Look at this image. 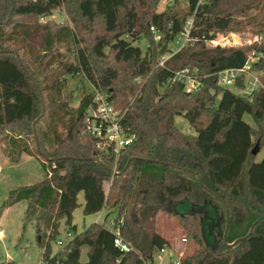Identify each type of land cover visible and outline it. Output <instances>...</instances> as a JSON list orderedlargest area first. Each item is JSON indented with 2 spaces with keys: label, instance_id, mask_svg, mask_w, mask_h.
Segmentation results:
<instances>
[{
  "label": "trees",
  "instance_id": "16d2710c",
  "mask_svg": "<svg viewBox=\"0 0 264 264\" xmlns=\"http://www.w3.org/2000/svg\"><path fill=\"white\" fill-rule=\"evenodd\" d=\"M159 1L0 0L1 150L13 164L23 155L40 157L47 169L45 179L10 191L0 211L27 203L24 223L35 222L45 264H153L154 252L170 246L157 232L166 211L199 247L180 264H264V157L257 161L264 151V0H187L182 13L157 12ZM57 9L74 28L39 23ZM190 19V42L160 66ZM151 28L160 34L157 42ZM231 33L241 45L213 44ZM255 36L261 39L248 44ZM141 38L148 41L145 51L135 45ZM68 43L76 63L59 68L93 89L76 109L62 98L67 77L45 84L31 66L49 65ZM251 57L261 86L231 94L219 73L243 68ZM186 69L200 81L195 91L169 83ZM235 88H244V77ZM96 90L108 95L134 137L119 154L100 151L98 140L83 134ZM52 92L61 99L43 96ZM177 116L197 139L178 130ZM43 117L47 126L39 128ZM217 157L224 158L219 167ZM81 194L84 216L105 210L106 219L114 216L111 226L91 223L78 231L73 214ZM183 203L196 211L180 212ZM62 225L74 236L54 251ZM116 230L129 251L116 246Z\"/></svg>",
  "mask_w": 264,
  "mask_h": 264
},
{
  "label": "rangeland",
  "instance_id": "374dc122",
  "mask_svg": "<svg viewBox=\"0 0 264 264\" xmlns=\"http://www.w3.org/2000/svg\"><path fill=\"white\" fill-rule=\"evenodd\" d=\"M185 0H160L157 4L156 11L163 12L167 8H174L176 11L182 13L187 10ZM52 22L55 26H69L74 28V25L69 21V16L64 9H57L53 15L48 18L39 20V23ZM154 36V35H153ZM260 36H255L253 40L248 41L251 44L255 40H260ZM160 40V39H159ZM157 42L158 40H155ZM223 47L241 45V39L231 33L220 38L217 41ZM135 45L140 47L143 51L148 46V41L141 38L135 42ZM75 45L68 43L65 46L59 47L55 50L51 63L47 66L39 65L38 61L31 63L32 69L36 70L40 75L36 76L38 80L51 84L52 80H63L67 77V82L63 90V100L72 109H76L84 95L93 91L89 81L84 77H70L66 75L65 69L59 67L75 64ZM254 59V58H253ZM194 74V71L191 73ZM249 78H246V81ZM248 82V81H247ZM258 88V85L254 87ZM231 94L245 95L242 89L235 87L227 88ZM57 100L61 99L56 92L43 95ZM221 100L219 96L216 100L217 105ZM45 113V107L42 114ZM45 117L38 125L39 128H45L47 123L44 122ZM245 121L252 127H256L254 118L251 115H245ZM175 126L185 135H189L194 139L198 138V133L191 127L189 121L184 116H177L175 118ZM31 142V141H30ZM1 146V144H0ZM264 157V152L257 156V161H261ZM46 162L40 157H28L23 155L18 164H12L7 157L0 151V207L7 199L10 191L18 189L19 187L33 185L46 177ZM108 184V183H107ZM82 202V198L80 200ZM27 209L26 202L17 203L4 211H0V231H3L4 236L0 239V263L7 264L10 261L15 264H41L43 250L39 244V237L37 236L36 224L34 221L24 223L25 212ZM178 209V207H177ZM185 212V210L181 211ZM105 213L100 222L103 223L106 217ZM114 216L111 215L106 221V226L112 225ZM75 223L82 230L84 222L89 224L93 218H86L83 214L82 206L74 212ZM157 232L169 242V247L164 252L156 250L153 255V264H175L180 262L181 258H185L195 253L199 247L190 238L187 237L184 230L181 228L178 220L169 211L161 213L157 218ZM47 234V230H43V235ZM73 233L69 236L67 230L61 227V240L63 243H68L73 238ZM208 238V233H206ZM186 238L187 243H183L182 239ZM210 240V237H209ZM46 241V238H43ZM62 247L59 244H53V250L58 251ZM87 250L84 249L82 253L83 261H86Z\"/></svg>",
  "mask_w": 264,
  "mask_h": 264
},
{
  "label": "built area",
  "instance_id": "2783aa9c",
  "mask_svg": "<svg viewBox=\"0 0 264 264\" xmlns=\"http://www.w3.org/2000/svg\"><path fill=\"white\" fill-rule=\"evenodd\" d=\"M191 28L192 20L190 19L186 24L184 32L178 35L171 44L170 51L161 58L160 66H163L166 60L179 52L190 42ZM151 31L154 35V39L159 40L160 34L154 28H151ZM213 44L219 45L218 42H213ZM253 61L254 59L251 57L243 68L229 69L220 72L218 75L219 84L225 88L235 87L237 80L244 77V88H242V90L245 92V95H249L255 90V86L258 85V88L261 86L257 75L251 68V63ZM246 78H249V80H247L248 82ZM169 83H182L188 92L197 90L201 85L200 81L193 77L188 69L173 74L169 79ZM122 119L123 115L114 108L108 99V95L96 90L93 102L85 114L83 134L96 138L100 151L109 152V150L112 149L114 154H119L122 149L129 146L134 140L133 136H127L122 125ZM117 173V167L115 166L112 170V175H116ZM115 234L117 236L115 241L116 246L122 251H129L128 245L122 240L118 230L115 231ZM184 241H186V239H184ZM62 244L63 241L59 243V245ZM162 252H164V250ZM41 264L45 263L41 262ZM175 264H180V262L177 261Z\"/></svg>",
  "mask_w": 264,
  "mask_h": 264
},
{
  "label": "crops",
  "instance_id": "0c3cea01",
  "mask_svg": "<svg viewBox=\"0 0 264 264\" xmlns=\"http://www.w3.org/2000/svg\"><path fill=\"white\" fill-rule=\"evenodd\" d=\"M229 97L230 96H227L225 99H224V102L225 103H228V101H229ZM0 151H1V146H0ZM262 152H264V151H262ZM224 160V158H221V157H217L216 158V162H217V166L216 167H219V165L222 163V161ZM258 160V159H257ZM10 162V161H9ZM11 163V162H10ZM13 164V163H12ZM207 172H209L208 170H207ZM225 186L227 187V188H229V187H231V183H226L225 184ZM81 198H82V202L80 201L81 200ZM24 202V201H23ZM20 203V202H19ZM79 203H80V205L82 206V209H83V206H84V197H83V194H81L80 196H79ZM178 209L180 210V211H183V210H190L191 209V205H189V204H186V203H183V204H181V205H179L178 206ZM105 213H107V211H105V210H103V211H101L100 213H98V214H96V215H92V216H87L88 218H93V220H91V222L89 223V224H85V222H84V225H86V226H88V225H90L91 223H101L100 222V219L102 218V216L105 214ZM73 216H74V214H73ZM86 217V218H87ZM110 218V217H109ZM109 218H107L106 219V217H105V219H104V222L106 223V221L107 220H109ZM74 224L75 225H77L76 223H75V220H74ZM83 225V226H84ZM62 227H64L63 225H62ZM77 227H78V225H77ZM78 231H79V227H78ZM0 234H1V236H0V239H2V237L4 236V233H3V231H0ZM69 236H71V234H69ZM184 239H186V238H183L182 239V242L183 243H187V239H186V241H184ZM166 250V249H165ZM164 250V251H165ZM11 262V261H10ZM14 263V262H13ZM15 264V263H14Z\"/></svg>",
  "mask_w": 264,
  "mask_h": 264
},
{
  "label": "water",
  "instance_id": "95a60500",
  "mask_svg": "<svg viewBox=\"0 0 264 264\" xmlns=\"http://www.w3.org/2000/svg\"><path fill=\"white\" fill-rule=\"evenodd\" d=\"M34 133H35V138L37 139L35 129H34ZM253 154L256 155V154H257V150H254V151H253ZM186 204H187V203H186ZM189 205H190V204H189ZM179 211H180V210H179ZM190 211H191L192 213L195 212V211H196L195 207H193V206L191 205V209H190ZM180 212H181V211H180ZM39 241H40V238H39Z\"/></svg>",
  "mask_w": 264,
  "mask_h": 264
}]
</instances>
